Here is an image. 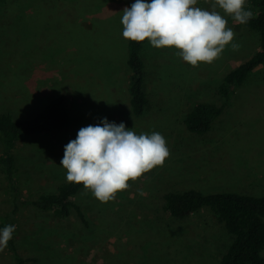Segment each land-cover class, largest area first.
I'll return each instance as SVG.
<instances>
[{"label": "rangeland", "instance_id": "1", "mask_svg": "<svg viewBox=\"0 0 264 264\" xmlns=\"http://www.w3.org/2000/svg\"><path fill=\"white\" fill-rule=\"evenodd\" d=\"M31 3L0 0V113L31 118L64 90L70 124L16 143L24 198L54 192L66 181L60 166L65 145L82 127L104 118L123 122L137 135L161 133L170 156L162 167L130 180L113 201L101 203L82 189L73 200L87 225L74 212L61 220L31 206L12 213L0 173V219L16 226L18 252L32 259L28 264H218L232 241L224 226L207 207L175 219L164 210L163 196L187 189L264 196V63L236 88L207 134H191L183 123L197 103L224 104L218 86L256 52L258 32L226 16L238 50L228 46L214 63L195 68L175 54L177 49H157L146 40L149 106L136 117L120 22L133 0H40L34 9ZM196 7L211 10L210 0H198ZM22 69L26 75H19ZM31 84L41 93L26 100ZM0 264H14L7 248L0 251Z\"/></svg>", "mask_w": 264, "mask_h": 264}, {"label": "trees", "instance_id": "2", "mask_svg": "<svg viewBox=\"0 0 264 264\" xmlns=\"http://www.w3.org/2000/svg\"><path fill=\"white\" fill-rule=\"evenodd\" d=\"M33 1L28 5L32 9ZM247 8L253 16L243 25L258 32V49L248 60L222 78L217 93L224 99V104L217 106L212 103H197L187 112L183 123L186 131L191 134H207L222 116L224 107L236 88L242 85L250 72L264 63V0H248ZM145 42L146 40H127L126 63L130 70L128 91L131 111L136 117L142 116L149 106V97L145 90V64L142 58ZM69 124L68 98L65 94L51 98L42 110L31 118L15 119L11 112L0 113V173L5 178L4 192L12 206V213H16L21 206H31L39 211L51 212L54 218L61 220L74 212L84 224H88L84 210L73 200L84 189L82 184L63 181L54 192L42 193L30 199L24 198L20 185L16 143L25 136L36 133L51 134L62 131ZM163 199L164 210L175 219L188 218L207 207L224 226L232 241L218 264H264V196L235 191L204 193L187 189L182 192H167ZM6 225H10L7 219H0V230ZM12 236L6 248L11 252L14 264H28L32 259L18 252L14 234Z\"/></svg>", "mask_w": 264, "mask_h": 264}, {"label": "clouds", "instance_id": "3", "mask_svg": "<svg viewBox=\"0 0 264 264\" xmlns=\"http://www.w3.org/2000/svg\"><path fill=\"white\" fill-rule=\"evenodd\" d=\"M197 2L135 0L122 10V36L134 42L147 40L157 49H177L175 54L194 68L201 63L211 65L226 47L239 48L225 17L243 25L253 13L247 8V0H210L211 10L196 7ZM169 156L161 133L137 135L123 122L116 124L104 118L97 125L82 127L76 139L65 145L60 166L66 170L67 182L82 184L85 194L90 191L99 202L107 203L127 190L130 180L135 182L155 167H162ZM15 230V225L0 230V251L7 247Z\"/></svg>", "mask_w": 264, "mask_h": 264}, {"label": "crops", "instance_id": "4", "mask_svg": "<svg viewBox=\"0 0 264 264\" xmlns=\"http://www.w3.org/2000/svg\"><path fill=\"white\" fill-rule=\"evenodd\" d=\"M37 1H40V0H34L33 1V5H32V7H33V9H34V7L36 6V2ZM34 52H37V47H34V50H33ZM33 52V53H34ZM25 69H22V72H24V73H20L19 75H23V74H25V71H24ZM26 75V74H25ZM36 76V74L33 76V78ZM129 77V76H128ZM40 87H43L44 89H46L45 88V86H40ZM29 88H30V90H26V95L24 96L25 98H27L26 100H28L29 99V97H37L36 95H38L39 93H41L40 92V88L39 87H37L35 84H31V85H29ZM64 90H61L60 91V93L59 94H65V92H63ZM45 92H47V91H45ZM51 96V95H50ZM68 96V95H67Z\"/></svg>", "mask_w": 264, "mask_h": 264}]
</instances>
